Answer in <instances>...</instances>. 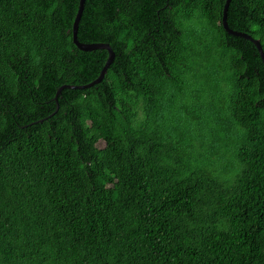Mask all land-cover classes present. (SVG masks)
Masks as SVG:
<instances>
[{
	"label": "trees",
	"instance_id": "16d2710c",
	"mask_svg": "<svg viewBox=\"0 0 264 264\" xmlns=\"http://www.w3.org/2000/svg\"><path fill=\"white\" fill-rule=\"evenodd\" d=\"M226 1L86 0L114 61L57 103L109 58L80 0H0V264H264V62ZM227 22L264 51V0Z\"/></svg>",
	"mask_w": 264,
	"mask_h": 264
},
{
	"label": "water",
	"instance_id": "95a60500",
	"mask_svg": "<svg viewBox=\"0 0 264 264\" xmlns=\"http://www.w3.org/2000/svg\"><path fill=\"white\" fill-rule=\"evenodd\" d=\"M231 1L232 0H227L226 4H225V7H224L222 24H223L225 30L230 35H233V36H236V37H241V38H244L246 40L251 41L256 46V48H257V50H258V52H259V54H260V56H261V58H262V60L264 62V51H263V47L261 45V42L259 40H256V39L252 38L248 34L234 31V30H232L229 27L228 22H227V18H228V10H229ZM85 4H86V0H80L79 9H78V12H77V15L75 17L74 24H73V42H74V44L76 45V47L79 50L84 51V52L98 50V49L106 50L109 53V58H108L107 63L103 67L99 77L96 80H94L93 82H91L90 84L85 85V86H81V87H69V86L61 87L57 91L56 96H55V100L57 101V103H58V97H59V95L61 94V92H62V90L64 88L87 89V88H91L92 86L101 83L103 81V79L105 78V75H106L110 65L114 61L115 53H114V51L112 50V48H111V46L109 44H105V43L85 44V43H81L79 41V38H78L79 24H80V21H81V18H82L84 9H85ZM53 115H55V114H53Z\"/></svg>",
	"mask_w": 264,
	"mask_h": 264
}]
</instances>
